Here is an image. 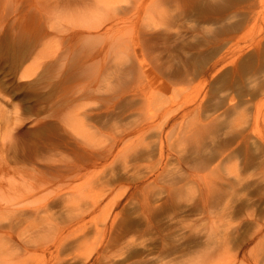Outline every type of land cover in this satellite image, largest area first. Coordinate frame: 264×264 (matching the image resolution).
<instances>
[{"label": "rangeland", "instance_id": "1", "mask_svg": "<svg viewBox=\"0 0 264 264\" xmlns=\"http://www.w3.org/2000/svg\"><path fill=\"white\" fill-rule=\"evenodd\" d=\"M1 165L0 264H264V0H0Z\"/></svg>", "mask_w": 264, "mask_h": 264}, {"label": "bare ground", "instance_id": "2", "mask_svg": "<svg viewBox=\"0 0 264 264\" xmlns=\"http://www.w3.org/2000/svg\"><path fill=\"white\" fill-rule=\"evenodd\" d=\"M112 1H113V0H104V2L106 3V5H107V4H110ZM85 6H88V4H86ZM112 10H113L115 13H113L112 15L107 16L106 19H112V20H114V19L116 18L117 14H118V7H116L115 5H112ZM100 26H101V22H100V23H97V24H95V25H92L91 27H89V28H93L92 31L89 30V31H87V33L90 34L91 32H94V33H96L95 35L98 34L97 36H99L100 33H98V32H99L98 29L100 28ZM93 30H94V31H93ZM95 35H94V36H95ZM28 49H29V48L24 47V48L21 49V52H17V53H20L21 58H23V59L26 58V59H27V57H28V52H29ZM14 54H15V52H13V51L10 50V51L8 52L7 56H6L7 59L9 60V65H10V67H11V65H12V62H11V61H12V59H13ZM41 62H42V61L40 60L39 63H41ZM139 73L141 74V75H140V79H141L142 76H144V77H147V76H148V75H145V74H146V71H145V69L143 68V66H141ZM129 104H130V103H127V106H128ZM210 108L215 110V109L218 108V104H213V105L210 106ZM216 120H217V116H214V117H212V118L210 119V122L215 123ZM235 137H236V134L228 135L227 137H225V138L222 140L223 143H219L217 146L213 147L210 151H208L207 153H205L203 156L199 157V159L196 161V163H203V164H206V163H209L210 161L214 160L215 157H217V156H219V155H221L222 153L225 152V151L222 152V150H223V146H225L227 143L231 142ZM227 153H228V152H226V154H227ZM230 154H231V152H230ZM78 173H79V169L73 167V168L70 170L69 173L60 175V176L58 177V179H56V182L53 183V184H56V187L58 188V187L62 186V184H65V180H66V179L71 178V177L74 178V177H76V176L78 175ZM0 176H1V177H4V178L6 177V178H8V179H14L15 176H19L20 178H22V177L25 178V177L28 176V172H27L25 169H24V170H19V169H16V168H14V167H11V166H9V165H6V166L1 165V166H0ZM73 178H72V179H73ZM46 183H48V181H47ZM0 190L6 192L7 194H10L7 190H4L1 186H0ZM1 193H2V192H1ZM2 194H3V193H2ZM52 202H53V201H52ZM52 202H51V203H52ZM8 204H11V203H8ZM49 205H50V204H49ZM45 206H46V205H45ZM11 208H12V207H9V208H6V209H5V206H4V208H2V206H0V213H1V215L10 212V211H11ZM3 210H6L7 212H5V211H3ZM5 217H6V216H5ZM15 217H16V214H12V217H9V218H8V221H12V219L15 218ZM6 218H7V217H6ZM0 220H1V219H0ZM57 262H58V260L52 262L51 264H56ZM44 264H49V261L44 262ZM57 264H63V263H62V262H59V263H57Z\"/></svg>", "mask_w": 264, "mask_h": 264}]
</instances>
